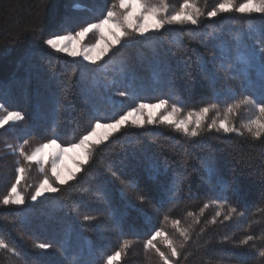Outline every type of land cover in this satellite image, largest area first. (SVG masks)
I'll return each instance as SVG.
<instances>
[{"label":"trees","instance_id":"trees-1","mask_svg":"<svg viewBox=\"0 0 264 264\" xmlns=\"http://www.w3.org/2000/svg\"><path fill=\"white\" fill-rule=\"evenodd\" d=\"M111 2L0 0V104L24 115L0 128V199L15 182V169L26 168L19 189L24 204L0 203V239L14 250L0 249V264H103L125 239L131 246L113 264H163L154 249L144 248L153 229L176 244L180 256L173 264H264L257 252L264 250V136L254 139L243 127L257 115L248 106L226 112L243 94L259 95L264 14L201 16L196 26L166 25L124 37L95 64L45 43L96 21ZM194 2L206 13L219 0ZM167 3L170 14L182 0ZM162 98L182 108L180 117L215 102L206 123L227 117L243 135L205 129L188 138L161 123L129 124L94 149L75 179L31 202L45 174L13 149L27 140L24 150L30 153L53 136L69 147L97 118L111 122L140 102ZM221 193L227 198L224 213L236 207L246 219L215 216L219 209L212 201ZM179 229L188 230L186 243ZM250 234L254 241L243 245ZM38 243L53 246L40 249ZM154 243L169 254L164 237Z\"/></svg>","mask_w":264,"mask_h":264},{"label":"snow or ice","instance_id":"snow-or-ice-1","mask_svg":"<svg viewBox=\"0 0 264 264\" xmlns=\"http://www.w3.org/2000/svg\"><path fill=\"white\" fill-rule=\"evenodd\" d=\"M79 7V5H75ZM139 8V11H134V9ZM236 12L239 14L252 15L254 13L264 14V0H242V2L237 3V0H219L214 8L207 11L206 13L202 11L194 0H182L179 8L169 14V5L167 0H160L159 4L151 3V0H112L110 8L106 9L100 17L93 22L87 23L82 26L78 31H76L75 36L69 34L56 35L45 40V43L56 52L67 53L70 56L82 55L84 60L90 61L91 63H96V59L93 57L92 53L95 51L99 43L107 44V40L103 33L104 25H111L115 31L111 32V35L115 37L112 44H108L105 49L102 50L101 56L106 55L108 50L116 44L121 42V37L129 38L135 35L145 36L149 31H161L166 25H198L201 16H206V18H215L218 14ZM148 19L152 20L151 25L147 24ZM89 33H93L96 36V43L91 46H86L83 51L76 53L72 51V43L79 37H84ZM118 33V34H117ZM215 55V53H214ZM223 55V54H222ZM240 60L244 63H250L249 57L241 56ZM228 79H232L228 77ZM243 87V86H242ZM120 96L125 95L124 92L117 93ZM242 106H248L250 111L257 113L254 119H251L249 123L243 125L247 132L252 135L254 139H260L264 136V67L261 69L260 74V84H259V95L243 94L242 97L233 102L226 107V112L231 114L234 110L241 108ZM218 105L215 102L210 103L207 106H203L196 111H189L186 118L179 117L178 114L182 111L181 107L176 104H172L169 107L168 98H162L158 103H138L128 110H125L118 116L114 118L111 122H99L97 118L90 130L82 135L78 142L70 145V148L62 147L61 144L57 143L58 137H51L47 143H40L39 146L35 147L30 153H26L24 150V145L27 144V140L24 141L18 148L13 149L14 152L18 153L20 157L23 158L29 165L35 162L41 173H45V160L44 156L45 149L50 147H55L57 151L52 155L50 162L51 172L55 176V180L59 184L63 185L67 183V180L63 179L57 172V165L60 158L68 150L80 149L82 164L77 168V171L87 164L92 158L93 151L95 147L101 145L107 141L110 136L119 132L122 127H127L129 124L133 127L143 128L145 124L153 125L156 123L165 124L175 131L182 133L188 138L199 137L205 129L208 131L215 130L216 132L223 131L225 134L236 133L238 135H243L230 120L225 117L221 120H212L210 123H206L208 114L213 109H217ZM163 109L164 112L160 114L159 121L156 118V111ZM0 128H4L5 125L12 123H18L24 120V115L19 110H7L4 108L3 104H0ZM146 117V119H145ZM104 128L106 130L105 134L98 136V129ZM9 148L12 146L9 145ZM19 165V161H17ZM17 177L15 182L11 185L8 192L0 199V203L3 205H22L24 204V195L19 190L21 181L24 178L26 168L23 166H18L15 169ZM212 169H209L211 173ZM115 175V173H113ZM75 179V173L69 175L68 180ZM123 183V181H122ZM47 185V189H45ZM44 191L55 193L59 191V188L52 186L49 183V178L45 174L42 182L37 186L34 194L31 195V200L36 201L38 197L43 195ZM141 201L143 197H138ZM227 202L226 196L223 193L218 194L214 197L212 203H215L218 207L215 216L224 215L226 220H232L233 216L236 215L237 219L245 218L246 213L241 210L238 212L236 207L229 206V211L227 214L224 213V205ZM209 204H205L204 208L209 207ZM188 215H193L189 212ZM85 220L94 219V217L85 216ZM167 219V217H165ZM211 223H216L215 217L210 221ZM180 220L175 219L173 221V226L179 228ZM251 226L250 224L248 225ZM179 235L183 237L186 243L189 240L188 230L179 229ZM158 237H164V243L168 249L169 254L166 255L164 251H161L159 247L154 243ZM253 235H247L241 241L243 245H248L250 242L254 241ZM130 240H123L120 249L107 254L103 259V264H113V262H119L121 260L124 250L131 246ZM53 245L48 243H38L36 247L40 249H48ZM255 247V244L252 245ZM180 248L184 247V243L179 245ZM145 251L155 250L163 264H173L172 258H179L180 252L173 242L172 239L168 238L167 235L159 229H153L149 234V238L145 240L144 244ZM0 249L7 250L9 252H14L12 248L9 247L3 239H0ZM260 257H264V250H257Z\"/></svg>","mask_w":264,"mask_h":264},{"label":"rangeland","instance_id":"rangeland-1","mask_svg":"<svg viewBox=\"0 0 264 264\" xmlns=\"http://www.w3.org/2000/svg\"><path fill=\"white\" fill-rule=\"evenodd\" d=\"M134 11H137L138 12L139 11V8L134 9ZM151 23H152V20L151 19H148L147 24L148 25H151ZM112 31H115V29L111 25H104V27H103V33H104L105 38L107 40V44H105V43H99L98 46L96 47L95 51L92 53L93 57L96 59V63L99 62L100 60H102L115 47L119 46L122 43V40H123L124 37H121V42L119 44L113 45L108 50V52H107L106 55L101 56L102 50L105 49L108 44H112V41L115 39V37L111 35V32ZM150 32H153V31H149L148 33H150ZM63 34H69V35L75 36V33H63ZM59 35H62V34H59ZM96 39L97 38H96V36L93 35V33H89V34H87L84 37H79V38H77L76 40L73 41V43H72V51H74L76 53H80L81 51H83V49L86 46H91L93 43H96ZM64 54H66L67 56H69L71 58H74V59H80V60H82V61H84L86 63H89V64H95V63H91L90 61L84 60L83 56L82 55H79V54L76 55V56H70L67 53H64ZM163 112H164L163 109L156 111L157 121H159L160 114L163 113ZM178 116H179V114H178ZM183 118H186V117H183ZM145 119H146V117H145ZM9 124H12V122H10ZM97 132H98V136H102V135L105 134L106 130L104 128H101V129H98ZM107 141H105V142H107ZM65 148H70V146L69 147H65ZM56 151H57V149L55 147H50V148L45 149V152H44V156L46 157L45 165H44V167H45V173L44 174H46L47 171L49 172V174H50L49 175L50 177L48 176L49 183L52 184V186H54V187L59 182L55 180V176L51 172L50 162H51V159H52V155ZM80 157H81V150L80 149H72V150L66 151L64 153V155L60 158L59 163L57 165V172L60 174V176L63 179L67 180V182L70 181V180H68V177H69L70 174L75 173V176H76L78 174V172L81 170V168L83 167L82 166L80 168V170L77 171V168L82 164V160L80 159ZM33 164H36V163L33 162ZM42 180L40 182H42ZM45 189H47V185H45ZM47 193H49V192L48 191H44L43 195H41L40 197H38L37 200L39 198H41L42 196H44L45 194H47ZM36 201H32L31 200V202H36Z\"/></svg>","mask_w":264,"mask_h":264}]
</instances>
